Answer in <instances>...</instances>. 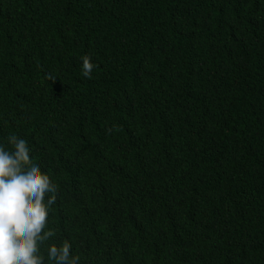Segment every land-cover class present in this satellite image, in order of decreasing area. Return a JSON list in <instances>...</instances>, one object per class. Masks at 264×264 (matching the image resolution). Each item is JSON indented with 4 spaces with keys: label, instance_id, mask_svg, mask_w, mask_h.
<instances>
[{
    "label": "trees",
    "instance_id": "obj_1",
    "mask_svg": "<svg viewBox=\"0 0 264 264\" xmlns=\"http://www.w3.org/2000/svg\"><path fill=\"white\" fill-rule=\"evenodd\" d=\"M13 134L58 189L45 248L264 264V0H0Z\"/></svg>",
    "mask_w": 264,
    "mask_h": 264
},
{
    "label": "clouds",
    "instance_id": "obj_2",
    "mask_svg": "<svg viewBox=\"0 0 264 264\" xmlns=\"http://www.w3.org/2000/svg\"><path fill=\"white\" fill-rule=\"evenodd\" d=\"M96 65L82 58L81 71L91 79ZM0 144V264H81L72 245L48 244L55 235L49 217L57 186L33 156L25 138L15 134Z\"/></svg>",
    "mask_w": 264,
    "mask_h": 264
}]
</instances>
